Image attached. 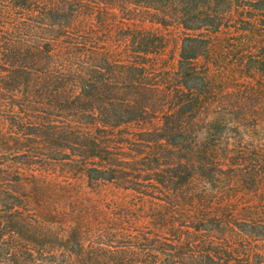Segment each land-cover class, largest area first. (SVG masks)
I'll use <instances>...</instances> for the list:
<instances>
[{
  "label": "trees",
  "instance_id": "16d2710c",
  "mask_svg": "<svg viewBox=\"0 0 264 264\" xmlns=\"http://www.w3.org/2000/svg\"><path fill=\"white\" fill-rule=\"evenodd\" d=\"M79 18L88 30H74ZM116 18L197 33H184L169 68L167 39L156 32L120 27L114 43L99 44L92 27ZM222 27H264V0H0V110L20 150L9 160L19 169L0 160V264L83 262L38 240L20 169L59 165L92 187L111 182L206 211L223 170L220 131L230 122L241 126L230 109L246 110L242 100L219 94L208 75L215 47L207 33ZM249 59L264 74V56ZM220 222L211 216L194 223L206 239L143 238L138 264H228L230 250L213 241L223 238Z\"/></svg>",
  "mask_w": 264,
  "mask_h": 264
},
{
  "label": "rangeland",
  "instance_id": "374dc122",
  "mask_svg": "<svg viewBox=\"0 0 264 264\" xmlns=\"http://www.w3.org/2000/svg\"><path fill=\"white\" fill-rule=\"evenodd\" d=\"M119 20L113 19V26L92 27L99 35V44L114 43L113 36L120 27L156 32L167 39L163 57L169 68L175 65L184 33H197L182 27L131 25ZM75 22L80 27L74 30L90 28L81 18ZM238 28L222 27L207 33L215 47L212 58L205 61L210 81L219 94L242 100L246 110L230 109L229 119H240L241 126L233 128L230 122L220 131L224 138L217 147L216 158L223 170L217 171L216 181L210 186L214 197L206 211L167 204L111 182L92 187L81 176L63 173L59 165L32 172L20 169L26 182L24 191L29 195L28 209L37 221L33 224L39 231L36 237L48 244L47 249L74 253L73 263L81 260L80 264H121L119 259L123 258L124 264H138L139 247L147 243L143 238L206 239L193 226L196 221L202 225L201 221L212 216L223 225V238L213 237V241L222 242L230 250L228 264H264V74L255 70L249 59L264 56V27ZM244 29L246 36L240 33ZM7 115L6 110H0V160H7L15 170L19 166L9 160L20 150L9 138L13 128ZM75 251H82L87 257L79 259Z\"/></svg>",
  "mask_w": 264,
  "mask_h": 264
}]
</instances>
